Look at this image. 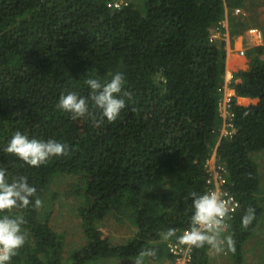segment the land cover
Listing matches in <instances>:
<instances>
[{
    "label": "trees",
    "instance_id": "trees-1",
    "mask_svg": "<svg viewBox=\"0 0 264 264\" xmlns=\"http://www.w3.org/2000/svg\"><path fill=\"white\" fill-rule=\"evenodd\" d=\"M111 1L0 0V169L9 182L26 177L36 188L29 207L0 212L24 219L25 243L10 264L164 263L172 258L168 244L178 240L161 234L190 229L192 193L207 192L206 163L216 148L240 204L221 236L230 235L233 247L224 243L219 252L229 250L232 264H244L245 247L257 245L264 227L263 176L252 155L264 150V44L232 70L236 95L258 102L235 99L236 131L221 138L227 42L212 34L225 31L228 16L230 38L242 35L252 23L234 11L254 0H130L120 10ZM117 72L131 98L115 121L90 101L89 112L76 119L57 108L62 93L88 97L86 79L108 81ZM18 130L55 139L68 151L29 166L5 151ZM63 176L75 179L82 201L84 244L68 255L67 232L53 226L45 199ZM59 196L54 192L51 202ZM250 210L245 228L241 220ZM110 212L137 227L128 242L112 244L100 229ZM211 249L194 248L192 264H212Z\"/></svg>",
    "mask_w": 264,
    "mask_h": 264
},
{
    "label": "clouds",
    "instance_id": "clouds-1",
    "mask_svg": "<svg viewBox=\"0 0 264 264\" xmlns=\"http://www.w3.org/2000/svg\"><path fill=\"white\" fill-rule=\"evenodd\" d=\"M221 39L226 40V37L224 36ZM225 76L226 73L224 78ZM85 83L90 88L88 97L81 96L75 91L62 93L56 105L57 108L63 112L70 113L72 118L76 119L85 116L89 112L90 101L91 105L100 111L103 118L108 122L115 121L126 107L125 97L131 98V93L125 91L126 80L124 75L117 72L108 81L88 78ZM5 151L18 157L29 166L40 167L52 157L65 155L68 148L55 139L30 138L18 130L9 139ZM217 154L218 150L216 151V156ZM213 156H215L214 152L211 157ZM35 193L36 188L27 182L26 177H20L9 182L6 171L0 169V212L16 207H29ZM40 203L39 199L35 201L37 206ZM191 207L190 230H186L177 237L176 230L169 228L162 232V240L168 241L176 237L180 244L188 248H202L205 245H209L218 251L223 250L222 245L224 243H227L230 248L233 247V239L230 235L221 238L222 233L226 231L224 221L229 209L219 194L206 192L198 195L194 192L192 193ZM252 219L253 214L250 210L247 215L242 217L241 223L247 228ZM23 224L24 219L22 216L0 215V264H10L17 250L24 245L26 238L22 231ZM147 254L154 255L155 253L154 251H149ZM166 260L169 262L168 264H171L173 258Z\"/></svg>",
    "mask_w": 264,
    "mask_h": 264
},
{
    "label": "rangeland",
    "instance_id": "rangeland-1",
    "mask_svg": "<svg viewBox=\"0 0 264 264\" xmlns=\"http://www.w3.org/2000/svg\"><path fill=\"white\" fill-rule=\"evenodd\" d=\"M253 1V0H252ZM255 4L251 7V2H247L245 7L241 9L245 12V15L233 14L235 16H244L245 19L252 23V26L247 28L242 35L243 43L241 48L238 49L239 55L242 54L241 50H244L245 57L251 48L261 42H257L256 36L251 33L254 28L262 29L264 36V0H254ZM250 6V7H249ZM252 12V17L250 13ZM225 31L224 35H219L218 38L225 36L226 39L230 36V22L228 16L224 20ZM253 158L257 161L259 171L263 176L264 184V150L252 153ZM264 187V186H263ZM76 183L73 177L63 176L54 178L50 184L49 192L46 194L45 199L47 200L46 210H52V224L58 231H66L67 233V255L72 249L84 244V237L82 238L83 231L81 227V219L77 208L82 204L81 198L76 195ZM54 192H59L60 196L52 203L51 199ZM262 194H264V189ZM45 203V204H46ZM100 229L110 239L112 244H119L128 242L137 231V227L132 223L130 219L125 216L120 218L116 217L112 212L107 213L103 220L98 221ZM257 240L260 242L257 245L248 244L245 247L246 255L244 264H264V227L257 230ZM65 250V251H66ZM227 252H219L216 248L210 250L212 264H232L233 259ZM230 254V253H229ZM127 262V261H126ZM160 263L156 261L150 262L147 258L141 260L140 264H168ZM116 264H126L124 260H119Z\"/></svg>",
    "mask_w": 264,
    "mask_h": 264
},
{
    "label": "built area",
    "instance_id": "built-area-1",
    "mask_svg": "<svg viewBox=\"0 0 264 264\" xmlns=\"http://www.w3.org/2000/svg\"><path fill=\"white\" fill-rule=\"evenodd\" d=\"M222 1L225 5H227L228 0H222ZM129 2L130 0H112L111 2L108 3V6L114 10H120L124 6H127ZM234 12L239 15H245V12L241 8L236 9ZM221 25L222 27L225 26L224 21L221 23ZM223 33H222V29L215 31L212 34V38L221 39L224 36H222L221 38H218V36L223 35ZM251 33L256 36L257 42L262 43L264 39L262 29L254 28L251 30ZM241 53H242L240 54L241 56H245L243 55L244 50H241ZM224 80L226 81V84L224 83L223 95L219 100V110L223 118V122L220 128L221 138L231 136L236 131V127L234 123V113L231 111L232 103L236 97L235 94L232 93V90H234L232 88L234 75L232 73L226 74ZM216 151L217 148L214 150L215 156L211 157V159H209L206 163V169H207L206 189L207 192H215L219 194L221 199L228 207L229 213L224 221L226 227L228 221L233 217L234 213L239 208L240 204L239 201L233 196V194L228 188V180L226 177L227 167L224 164L218 162ZM193 249L194 248H188L187 246L182 245L179 242H170L168 244V250L173 258L171 264H192Z\"/></svg>",
    "mask_w": 264,
    "mask_h": 264
},
{
    "label": "crops",
    "instance_id": "crops-1",
    "mask_svg": "<svg viewBox=\"0 0 264 264\" xmlns=\"http://www.w3.org/2000/svg\"><path fill=\"white\" fill-rule=\"evenodd\" d=\"M226 40H227L226 74H228L230 72L232 73L233 68H235L238 64L245 62L247 58L239 55L238 53V49L241 48V45L243 43V38L241 36H238L235 39H231L229 36V38H227ZM224 83L226 84L225 80ZM232 93L235 94V90H232ZM236 100L241 105L256 104L258 102L257 98L240 97V96H236Z\"/></svg>",
    "mask_w": 264,
    "mask_h": 264
}]
</instances>
